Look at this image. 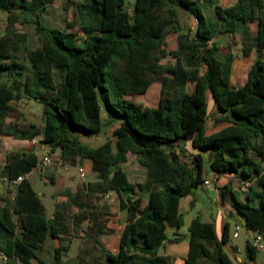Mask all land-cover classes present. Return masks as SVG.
Here are the masks:
<instances>
[{"label":"trees","instance_id":"trees-1","mask_svg":"<svg viewBox=\"0 0 264 264\" xmlns=\"http://www.w3.org/2000/svg\"><path fill=\"white\" fill-rule=\"evenodd\" d=\"M55 1L0 0V12L7 15L0 32V139L41 137L53 153L59 151L60 163L91 161L100 182L56 194L49 217L32 182L23 181L15 200L0 207V252L13 264H44L39 253L53 239L59 244L54 261L60 264L67 244L80 239L78 264H172L161 254L166 229L183 227L182 198H194L205 187L206 154L217 180L230 174L251 184L244 198L230 183L217 188L246 229L264 241V0H236L227 7L218 0H81L65 6L73 7L65 28H51L42 13ZM179 10L195 18V32L182 28ZM19 24L34 26L37 47ZM170 30L177 47L165 54ZM238 34L243 56L256 52L257 58L245 84L234 89L236 55H223L214 39ZM167 57L173 65L163 64ZM160 86V100L151 108L129 100ZM208 95L221 116L217 121L226 123L211 134ZM24 100L41 105L43 127L21 123L24 115L14 105ZM101 102L108 124L116 125L115 142L91 147L82 137L104 132ZM188 143L198 152L191 164L183 161ZM129 154L147 171L143 183L130 182L121 167ZM38 163L35 152L12 151L0 174L17 178ZM47 179L55 183L56 174ZM110 192L118 195L128 219L116 255L100 245L102 235L113 233L108 228L113 209L99 204ZM230 241V222L218 239L213 223L195 218L186 264L204 259L235 264L225 250ZM246 250L254 261L257 248L248 241Z\"/></svg>","mask_w":264,"mask_h":264},{"label":"rangeland","instance_id":"rangeland-1","mask_svg":"<svg viewBox=\"0 0 264 264\" xmlns=\"http://www.w3.org/2000/svg\"><path fill=\"white\" fill-rule=\"evenodd\" d=\"M80 1L81 0H56L52 5L47 6L46 9L43 11L42 13L43 23L51 28H65L66 22L73 19V7L71 6L69 10H66L65 6L71 5V3L75 4ZM217 3L222 6H226V5H229V0H218ZM208 14L210 16H213V10L212 9L209 10ZM179 15H180V25L182 26V28L187 31L189 30L190 32H195V29L197 26V22L195 18L189 15L184 10H179ZM6 24H7V15L0 12V32L1 33H4L6 29ZM17 28L22 32H26L29 35L31 47L35 48L39 45L38 38L35 35V29L33 25L27 26V25L19 24ZM222 39H223L222 36H218L217 38H215L214 41L215 43L220 45L221 53L223 55L227 54L230 51L236 55V69L232 77V85H234V88L241 87L246 82L248 71L257 57L256 52H254V54H252L250 57L243 56L242 54V47H243L242 39L243 38L241 34L236 35V36L229 35L226 40H222ZM176 47H177V35L175 31L170 30L169 35H168L167 47L165 48V54H167L171 49H174ZM239 60L241 63H240V66L237 68V63L239 62ZM163 64L173 65L174 61H172L170 57H167L165 59V62H163ZM242 68L244 69V73L239 71V69L241 70ZM201 72H203V69L201 70ZM160 89H162V86L158 87L156 90H152L150 93H148V95L138 96V97H133V98L130 97L129 100H131L132 102L136 104L142 105L144 107L151 108L155 106L160 100V97H161ZM193 89H194V85H189V88H188L189 92H192ZM24 101H26V104L23 103ZM24 101L18 104L19 107L23 105L25 106L23 109L24 111L22 110L24 113V121L28 114V116H30L31 118L34 117L33 120L41 123V121L43 120L41 119V115L39 112L41 111V107L39 105H36L35 103H31L32 105L29 104L30 100H24ZM208 103H209V119L206 122V129L210 131L208 133H212L214 131L224 128L226 126V123H219L217 121L220 117L216 118V115H217L216 108L212 102V98L210 95H208ZM15 105L17 106V104ZM101 105H102L101 118L104 124L103 126L104 132L102 133V135L98 137H91V138L82 137V141L91 147H96L104 143L107 140L115 142L116 125L113 126V125L108 124L107 110L104 108V105L102 102H101ZM40 145H43V143H41ZM36 147H37L36 153H38L41 157L47 154L53 153L50 147H48L49 153H46L44 155L43 151H41L37 145ZM191 150L194 152V150L191 147V144L188 143L185 149L184 155H183V161L188 164L192 163L194 156H195V154L191 152ZM55 154L59 157V151L55 152ZM208 159H209V155L207 154L206 165L208 169V176L209 178H211V170L209 167ZM57 161L59 160L57 159ZM81 163L84 165L85 161ZM121 167L127 173H132V169L134 167L140 168L142 170V174H138V175L135 174L136 176H138L136 180L140 181V180H143V178H144V181L146 180L147 171L144 167L139 165L136 156L129 154L127 163L121 165ZM263 167H264V164H263ZM53 173L56 174V178L58 176L57 183L56 182L52 183L49 181L47 182L43 177L42 178L40 177L41 174L39 173H37L36 177L33 179V184H34L36 191L43 193L42 199L45 204V207L48 210V215H52V213L55 210V199H53L52 197L53 194L64 190L67 184L69 185L72 184V186L77 184L78 182H79L78 185L84 184V183H81L82 178L79 177L75 169H72L69 172H65L63 168L61 167V165H59V163L45 168V170L43 171V176L48 177L49 175H52ZM66 174L69 176L70 175L73 176L72 180L68 181L69 183L65 181L67 179ZM133 176L131 174V178ZM211 182H213L214 184V180H211ZM224 182L230 183L234 188L241 191L242 195H243V192H246L248 189V188L243 189L242 182H240L234 175L229 174L228 176H224L223 179L219 182V185L222 186ZM219 196H221V194H219ZM243 198H244V195H243ZM103 199L107 201V199L105 198V195L100 196V200L103 201ZM194 199H195L194 207L192 208L190 207L189 210H187L186 212L182 214V218L184 221L183 227L180 229H177V228L168 226V230H167L168 237L173 236L172 235L173 230H176V231L180 230L181 235L183 236L187 235L189 233V227L191 225V222L197 217H201L202 220L205 218L210 219L213 217L216 221V224L218 225L219 224L221 225L219 221H221L224 218L225 220L229 221L232 225H234L233 218L230 215L226 214V211L222 210L220 206H217L218 203L220 202V199L217 193L214 190H211V188H206V187L199 188L194 193ZM109 204L118 208V204H119L118 198H116L115 200L111 198ZM221 227L223 228V226ZM219 231L220 230L218 228V233ZM235 234H237L235 235V237L238 236L237 241L242 246L243 255H245V253H247L246 248H245L246 241L247 239L253 240L254 234L248 233L246 229H239L237 233L235 232ZM78 248H79V245H76L75 248L71 251L70 259H66V258L64 259L63 257L62 264H77L78 259H77V254L75 253V251H77ZM52 255L53 253L49 254V252L47 251L46 253L45 252L43 253V251L40 253V257L42 258L41 260H43L44 264H56L54 261V257Z\"/></svg>","mask_w":264,"mask_h":264},{"label":"crops","instance_id":"crops-1","mask_svg":"<svg viewBox=\"0 0 264 264\" xmlns=\"http://www.w3.org/2000/svg\"><path fill=\"white\" fill-rule=\"evenodd\" d=\"M235 2H236V0H229V5H226V6H223V7L232 6L233 4H235ZM251 29H252V35L255 36L256 27L252 26ZM222 37H223L222 40H226L227 39L226 36H222ZM240 63L241 62L239 60V62L237 63V68L240 66ZM235 69H236V66H235ZM239 71L244 73V69L243 68L241 70L239 69ZM234 73H235V70H234ZM232 88H234V85H232ZM237 88H239V87H237ZM237 88H234V89H237ZM23 103L26 104V101H24ZM31 103H35L36 105H39L37 102H34V101H30L29 104H31ZM14 106H16V105H14ZM39 106L41 107V105H39ZM16 107H18L22 111L25 106L23 105V106L19 107V105H17ZM23 111H22V113H23ZM39 112H40V115H41V119H43V117H42V107H41V111H39ZM216 114H217L216 118L221 117L218 113H216ZM23 115H24V113H23ZM33 119H34V117L31 118L27 114L25 121H24V118H23L21 123H23L24 125L36 124V125H38L40 127H43V125H44V121L43 120L41 121V123H39V122H37V121H35ZM208 119H209V117L207 118V120ZM207 120H206V122H207ZM207 132H210V131L207 130ZM214 132H216V131H214ZM209 134H211V133H209ZM48 147L49 146H46L44 144L38 146V148L41 151H43L44 155L46 153H49L48 152V150H49ZM36 148L37 147L32 143V141L17 140V139H14L13 137H10V136L1 138L0 139V169H2L5 166L6 161H7V155L10 152H12V151H21V152H35L36 153ZM191 152H193V151L191 150ZM193 153L196 155L198 152L194 150ZM36 154L38 155V157L40 159L41 156L38 153H36ZM205 157H207V154L205 155ZM84 167H85V170H86V175H85L84 179H82L83 181L81 180V183H84L85 185H89V184H96V183L100 182V180L98 179L97 173H95L93 171L91 161L86 160L85 163H84ZM137 167H134L132 169V173H127L126 171L125 172L127 173L130 182H132V183H143L144 182V178H143V180H140V181L136 180L138 176H136L135 174H137V175L138 174H142V170L140 168H137ZM130 172H131V170H130ZM131 174H132V176L133 175H135V176H133L131 178ZM225 176H228V175H225ZM35 177H36V174L34 175V178ZM40 177L41 178L43 177L47 182L49 181L47 179V177H44L43 175H41ZM66 177H67V179L65 180L66 182L72 180V178H73L72 175L69 176L67 174H66ZM223 177H222V179H223ZM206 180L210 181V182H211V180H214V184H213L214 187L211 186L210 188H211V190H214L216 192L215 188H217V186L219 185V182L221 180H217L212 172H211V178H209L208 169H207L206 175H205V181ZM57 181H58V176H57L55 182L57 183ZM32 184H33V181H32ZM78 184H79V182L77 184L73 185V186H72V184H70V185L67 184L65 189L66 188H70V189L76 191V190L79 189L78 188V186H79ZM242 184H243V189L248 188V185L249 186L251 185L250 183H242ZM33 186H34V184H33ZM59 192H61V191H59ZM59 192H56L55 194L52 195L53 199H55L54 198L55 195L58 194ZM37 193L39 194V196H40V198H41V200L43 202V199H42L43 193H40V192H37ZM217 195H218V197L220 199V202L218 203L217 206H220V208L222 210H225L226 214L230 215L233 218V220H234V225H232L230 223L231 224V241H230V245L226 246L225 250L231 255V257H232V259H233L235 264H264V241H263V249L262 250L257 249V256H256V259L254 261H251L248 258V255L246 256L247 253H245V255H243L242 246L238 243V241H237L238 236L235 237V235H237V234H235V232L237 233L239 229H246V227H245V219L242 216L238 215L232 209L230 201H223L222 197L219 196L218 193H217ZM105 198L107 199V201L105 199H103V201H101L99 199V204L100 205L109 204L110 199L112 198L113 200H115L116 198H118V195L116 193H114V192H110V193L105 195ZM193 199L194 198L192 196L182 198L181 203H180V213H181V215L184 212H186L187 210H189L190 207L191 208L194 207L195 204L193 205ZM6 200H8V198L1 193L0 194V207L4 206ZM145 201L147 202L148 199L146 198ZM118 203H119V198H118ZM110 206L113 209V214L110 217V221L108 222V228L111 229L113 231V233L102 235L100 237V245L105 250L110 251L111 253L116 255L119 252V250H120V236H121L122 232L124 231V228H125L126 224L128 223V219H127L126 211L119 210V204H118V208H116V207H114L112 205H110ZM47 214H48V210H47ZM48 216L52 217L53 213H52V215H48ZM203 221L206 222V223H213L214 224L215 233H216L218 239H221V237H222V233H223V230H224L225 223L229 222V221H227V220H225L223 218L221 221H219V223H221V225L220 224L218 225V224H216V221H215V219L213 217L210 218V219H206L205 218V219H203ZM221 226H223V228ZM218 228L220 230L219 233H218ZM167 230H168V227L166 229V235H167ZM247 232L248 233H252V232H250L248 230H247ZM172 235H173L172 237H168L167 236L168 239H167V241L165 243L164 248L161 251V254L169 257V259L172 262V264H186V260H187L188 253H189V233L187 235L183 236V235H181L180 230L179 231L178 230L177 231L173 230L172 231ZM255 239H257V237L255 235H254V239L253 240L247 239L246 244H245V248H246V245H247L248 241L254 245ZM80 243H81L80 239H73V242L71 244H67L68 245V253L64 257V259L65 258L66 259H70L71 251L75 248L76 245H79V248L77 249V251H75V253L78 256V253H79L80 249L82 248V244H80ZM58 246H59V244H58V242L56 240L48 239L46 241L42 251H43V253L44 252L46 253V251L49 252V254L53 253L52 256L54 257V250ZM246 252H247V250H246ZM40 253H39V257H40ZM40 259H42V258L40 257ZM62 262H63V259L61 260L60 264H62ZM9 263L13 264L14 261L12 260L10 262V260H9L7 264H9ZM35 263L38 264L36 261H35ZM200 264H213V263L204 259V260H202L200 262Z\"/></svg>","mask_w":264,"mask_h":264},{"label":"built area","instance_id":"built-area-1","mask_svg":"<svg viewBox=\"0 0 264 264\" xmlns=\"http://www.w3.org/2000/svg\"><path fill=\"white\" fill-rule=\"evenodd\" d=\"M32 143L35 146L36 145L39 146L41 143H43L42 138L37 137V138L32 140ZM57 163H59V165H61V167L63 168V170L65 172H69L72 169H75L77 174L79 175V177L84 179V177L86 175V170H85V167L82 163H78L77 165H72L70 163H60L59 161H57V155L55 153H51V154H47V155L41 157L39 159L38 165L32 171L25 173L23 175H20L17 178H8V177H4L0 174V194L2 193L8 199H10L11 201H14L18 187L23 181H31L32 182L35 174L39 173V174L43 175V171L45 170V168H47L48 166L57 164ZM204 185L206 188H210L211 186L214 187L213 183L210 181H207V180L205 181ZM215 190L218 194L222 193L220 188H215ZM254 246L257 249L262 250L263 249L262 238L257 237V239H255ZM9 260H10V258L7 255L0 252V264H7Z\"/></svg>","mask_w":264,"mask_h":264},{"label":"water","instance_id":"water-1","mask_svg":"<svg viewBox=\"0 0 264 264\" xmlns=\"http://www.w3.org/2000/svg\"><path fill=\"white\" fill-rule=\"evenodd\" d=\"M129 192H125V195H127ZM132 195H134V193H131Z\"/></svg>","mask_w":264,"mask_h":264}]
</instances>
